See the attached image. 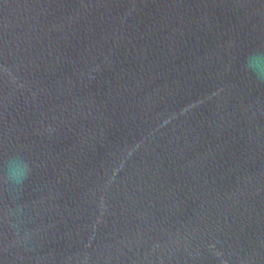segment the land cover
Masks as SVG:
<instances>
[{
  "label": "water",
  "instance_id": "water-1",
  "mask_svg": "<svg viewBox=\"0 0 264 264\" xmlns=\"http://www.w3.org/2000/svg\"><path fill=\"white\" fill-rule=\"evenodd\" d=\"M264 0H0V264H264Z\"/></svg>",
  "mask_w": 264,
  "mask_h": 264
},
{
  "label": "clouds",
  "instance_id": "clouds-1",
  "mask_svg": "<svg viewBox=\"0 0 264 264\" xmlns=\"http://www.w3.org/2000/svg\"><path fill=\"white\" fill-rule=\"evenodd\" d=\"M243 67L251 78L264 83V47L250 51L245 57ZM30 173L29 163L16 156L6 162L3 174H0V182L7 186L20 187L23 186Z\"/></svg>",
  "mask_w": 264,
  "mask_h": 264
}]
</instances>
